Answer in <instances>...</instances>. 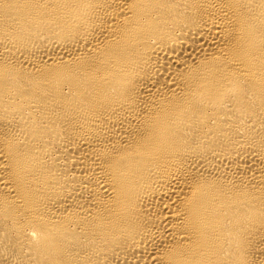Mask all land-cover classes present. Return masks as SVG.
<instances>
[{"label":"bare ground","instance_id":"obj_1","mask_svg":"<svg viewBox=\"0 0 264 264\" xmlns=\"http://www.w3.org/2000/svg\"><path fill=\"white\" fill-rule=\"evenodd\" d=\"M0 264H264V0H0Z\"/></svg>","mask_w":264,"mask_h":264}]
</instances>
